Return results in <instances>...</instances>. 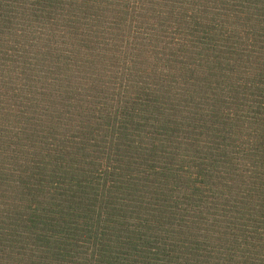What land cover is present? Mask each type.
Returning a JSON list of instances; mask_svg holds the SVG:
<instances>
[{
    "label": "trees",
    "instance_id": "trees-1",
    "mask_svg": "<svg viewBox=\"0 0 264 264\" xmlns=\"http://www.w3.org/2000/svg\"><path fill=\"white\" fill-rule=\"evenodd\" d=\"M0 264H264V0H0Z\"/></svg>",
    "mask_w": 264,
    "mask_h": 264
}]
</instances>
